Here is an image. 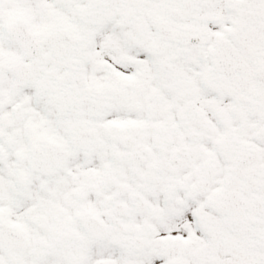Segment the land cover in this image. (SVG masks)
Wrapping results in <instances>:
<instances>
[{"label": "snow or ice", "instance_id": "obj_1", "mask_svg": "<svg viewBox=\"0 0 264 264\" xmlns=\"http://www.w3.org/2000/svg\"><path fill=\"white\" fill-rule=\"evenodd\" d=\"M0 264H264V0H0Z\"/></svg>", "mask_w": 264, "mask_h": 264}]
</instances>
